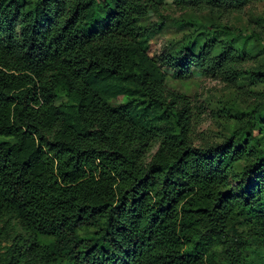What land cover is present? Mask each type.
Listing matches in <instances>:
<instances>
[{
    "label": "trees",
    "instance_id": "1",
    "mask_svg": "<svg viewBox=\"0 0 264 264\" xmlns=\"http://www.w3.org/2000/svg\"><path fill=\"white\" fill-rule=\"evenodd\" d=\"M251 1L171 0L184 36L157 59L164 0H0V264H264V92L197 145L167 85L233 83L260 35L215 19Z\"/></svg>",
    "mask_w": 264,
    "mask_h": 264
},
{
    "label": "rangeland",
    "instance_id": "2",
    "mask_svg": "<svg viewBox=\"0 0 264 264\" xmlns=\"http://www.w3.org/2000/svg\"><path fill=\"white\" fill-rule=\"evenodd\" d=\"M159 8L150 11L145 26L154 27L155 33L151 40V54L158 59L163 49L174 47L181 42L184 33L176 27L175 22L189 13L188 10L176 8L171 0H164ZM202 19L209 17L207 11L194 12ZM221 24L229 25L236 30L251 33L257 32L260 39L255 41L257 55L244 62L239 68L237 79L232 83L218 75L194 71L190 79H167L168 87L185 93L191 100L198 116V123L194 130L197 145L221 142L228 137L230 117L224 116L223 110L252 107L264 92V85L257 83L253 75L257 64L264 61V0H252L241 12H233L215 19ZM119 96L111 101L112 104L123 102ZM255 245L250 242L246 249V256H255ZM222 264H226L222 260Z\"/></svg>",
    "mask_w": 264,
    "mask_h": 264
}]
</instances>
